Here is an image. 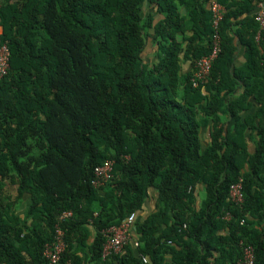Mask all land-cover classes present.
<instances>
[{"label":"trees","instance_id":"1","mask_svg":"<svg viewBox=\"0 0 264 264\" xmlns=\"http://www.w3.org/2000/svg\"><path fill=\"white\" fill-rule=\"evenodd\" d=\"M186 1L0 0V43L11 52L0 79V264H48L56 227L65 234L62 263L239 264L252 246L255 264H264V30L248 16L255 0L225 6L221 53L195 89L180 64L209 55L214 31L199 3L189 22L180 16L177 3ZM187 32L183 47L178 36ZM235 38L247 54L232 72ZM149 40L154 64L144 59ZM239 83L243 93L231 101ZM252 98L258 142L248 155L235 138L244 136L239 113ZM208 122L203 151L199 130ZM106 161L115 163L113 178L96 189L94 171ZM240 178L237 207L229 190ZM150 190L156 212L136 218L138 247L103 258V232L143 212ZM65 213L72 217L61 221Z\"/></svg>","mask_w":264,"mask_h":264},{"label":"built area","instance_id":"2","mask_svg":"<svg viewBox=\"0 0 264 264\" xmlns=\"http://www.w3.org/2000/svg\"><path fill=\"white\" fill-rule=\"evenodd\" d=\"M256 13L254 20L261 28H264V0H255ZM212 14V49L209 55L199 59L194 67L193 76L191 78V84L193 88L198 89L203 86L210 77L213 65L218 59L221 53V37L219 34V27L224 20L226 9L216 1H213L210 6ZM260 36L257 37V40ZM10 58L11 52L8 45L0 43V79L5 78L10 71ZM114 162L106 161L103 165L98 166L94 171L93 187L101 189L106 183L113 178ZM191 191V188L189 189ZM229 201L237 206L242 207L245 202L244 196V180L240 178L235 184L230 187ZM97 216V214H95ZM72 213H65L61 217V221L67 218H71ZM136 215L132 214L118 227H112L104 231V236L107 241L103 250V258H107L111 255L121 254L127 245L133 243L135 248L139 243L134 237V226L136 222ZM233 216L230 213H226L224 219L230 221ZM242 225L245 224L243 220ZM186 229V226H184ZM169 244H171L169 242ZM65 234L60 227H56V236L53 244L47 245L44 252V257L48 261V264H70L69 262L62 263V256L66 252ZM144 263L148 262V258L142 257ZM239 264H255V250L252 246H246L243 248V260Z\"/></svg>","mask_w":264,"mask_h":264},{"label":"crops","instance_id":"3","mask_svg":"<svg viewBox=\"0 0 264 264\" xmlns=\"http://www.w3.org/2000/svg\"><path fill=\"white\" fill-rule=\"evenodd\" d=\"M213 1H216L223 7L231 5L234 6L237 2L241 0H188L186 3H177L178 4V11L182 18L186 20V22H189L191 16L190 11L193 8L194 3H199L203 6L204 10L208 13H211L210 6ZM254 10L248 13V16L254 17L256 13V3L254 1L253 3ZM157 7L154 4H147L146 11L147 13L150 12H156ZM245 17V16H244ZM242 17V20L243 18ZM161 16H157L155 21L161 20ZM264 30V28L260 27V31ZM193 36V32H187L185 35H179L178 40L179 42L184 41V37L188 38ZM260 36V34H258ZM184 43V46H186V43ZM234 45L236 48L235 54H234V62H233V69L232 72H235V70H242L246 65V54H247V48L246 45L243 43V41L239 38H235ZM157 54V47L152 43L151 40H149L146 50L144 52V59L148 64H154L157 61L156 58ZM181 69V75L183 77L188 76L191 74L194 70L193 63L189 60L184 61V58L181 61L180 64ZM243 93V87L242 84L239 83V88L234 92L231 93V101L238 98ZM250 108L246 111H242L239 113V120L240 124L244 127L243 137H236L235 141L239 145H241L246 153L248 155L255 154L256 150V143L258 142V135H257V127H258V120L255 118L256 112L258 110L259 105L255 101V99H249ZM249 123V124H248ZM212 122H208L206 124L201 125V128L199 130L200 134V145L201 149L204 151L208 148L211 140V131H212ZM250 125V126H249ZM235 123L233 122V118L231 116V133L235 130ZM14 193L13 195L16 196V190L11 189ZM205 200V192L202 186H199L197 188L196 194H195V208L199 210L202 207V204ZM30 205V197L26 196L20 205L19 209L17 210L16 214L18 216L24 217L26 211L28 210ZM156 205H157V192L155 190H150L148 193V199L145 205V208L143 212L138 214L136 217L138 221L143 222L144 220L148 219L151 215H153L156 212Z\"/></svg>","mask_w":264,"mask_h":264},{"label":"rangeland","instance_id":"4","mask_svg":"<svg viewBox=\"0 0 264 264\" xmlns=\"http://www.w3.org/2000/svg\"><path fill=\"white\" fill-rule=\"evenodd\" d=\"M15 190V189H14ZM10 191V194L13 196V194L12 193H14L12 190H9Z\"/></svg>","mask_w":264,"mask_h":264}]
</instances>
